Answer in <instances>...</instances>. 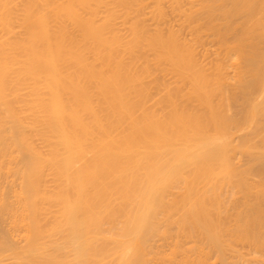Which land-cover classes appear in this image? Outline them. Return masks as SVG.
<instances>
[{
    "label": "bare ground",
    "instance_id": "bare-ground-1",
    "mask_svg": "<svg viewBox=\"0 0 264 264\" xmlns=\"http://www.w3.org/2000/svg\"><path fill=\"white\" fill-rule=\"evenodd\" d=\"M264 0H0V264H264Z\"/></svg>",
    "mask_w": 264,
    "mask_h": 264
},
{
    "label": "rangeland",
    "instance_id": "rangeland-1",
    "mask_svg": "<svg viewBox=\"0 0 264 264\" xmlns=\"http://www.w3.org/2000/svg\"><path fill=\"white\" fill-rule=\"evenodd\" d=\"M264 10V9H263ZM263 23H264V21H263ZM263 26H264V24H263ZM263 30H264V27H263ZM263 33H264V31H263Z\"/></svg>",
    "mask_w": 264,
    "mask_h": 264
}]
</instances>
